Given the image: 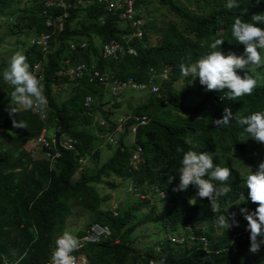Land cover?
I'll return each instance as SVG.
<instances>
[{"label":"trees","instance_id":"obj_1","mask_svg":"<svg viewBox=\"0 0 264 264\" xmlns=\"http://www.w3.org/2000/svg\"><path fill=\"white\" fill-rule=\"evenodd\" d=\"M20 1L0 0V19L6 23L5 32L15 36V44L8 50L12 49L11 56L16 51L23 52L31 68L39 61L48 107L39 113L35 109L24 110L12 102L10 94L14 89L2 77L11 56L0 59V264L42 262L51 255L55 237L69 228L66 219L75 215L74 208L85 211L88 217L85 226H75L69 232L79 237L93 222L109 229L103 238L81 244L78 251L86 256L87 264H151L153 259L162 257L166 258V264H264V245L259 253L247 252L249 231L247 221L239 212L245 206L254 211L257 205L250 200L248 204L239 202L234 211L231 207L241 193L248 195V189H244L239 173L229 162L230 153L239 152L245 144L242 140L248 139L246 135L241 137L242 129L237 120L252 112L264 111V82L251 96L228 100L227 93L205 91L192 105L183 97L188 85L181 89L172 82L181 75L179 64L189 57L191 62L198 60L209 51L208 44L214 38L224 40L221 52L243 46L231 35L232 23L238 15L250 20L251 15L264 13V0H238L241 7L232 10L225 7L226 0H184L194 4V9L188 6L186 9L179 0H155L177 16L178 21L168 22H154L149 18L147 4L151 0H135L137 14L145 16V30L141 39L135 40L136 53L124 54L118 59L101 55L100 44L117 38L124 30L117 24L116 16L107 13L101 4L94 3L83 9L69 5L63 28L53 30L52 25L45 23V17L49 12H58L56 6L43 12L44 6L38 0H28L19 6ZM242 9H247L246 16L241 15ZM100 16L104 17L102 23H99ZM76 17L78 26H71V20ZM47 31L50 37L45 50L23 39L25 35L29 38ZM150 32L158 33L155 44L148 42L147 33ZM80 37L86 42L84 46H68L69 39L76 43ZM235 53L241 56L244 50ZM78 61L88 68L109 72V76L132 75L142 80L147 78L149 66L158 69L161 61L171 64L173 73L160 84L162 88L148 93L144 101L130 110L131 115L148 116L147 122L138 127L134 135L143 158L136 168H132L128 160L134 145L126 144L121 137L98 166L87 170L80 165V158L91 156L95 159L99 155V148L93 146L96 136L87 128L90 116L85 113L83 98L90 93L93 99L99 100L104 85L96 80L87 81L88 68L80 75L70 74L67 68ZM237 74L243 77L244 70H237ZM59 83L68 84L70 92L64 96L62 93L59 96L62 90L53 92L52 85ZM220 93H223L222 99L215 103ZM10 107L19 110L11 118ZM224 107L231 110L233 119L230 124L217 127L213 121L222 118ZM12 118L26 121L27 129L13 128ZM42 130L47 137L54 132L56 139L66 132L73 139V147L56 144L59 154L54 157L43 153L46 147L43 144L35 145L37 151L27 150L24 144ZM178 146L184 151H210L215 164L232 170L227 182L232 191L221 199V208L231 205L228 211L236 213L238 227L213 234L211 223L218 214L212 213L209 201L196 196L197 189L193 186L184 192L172 190L179 179L169 184L168 178L178 175L183 155L176 151ZM262 146L255 145L258 150L264 149ZM252 151L253 148L248 147L247 153ZM35 152L39 154L34 155ZM109 174L129 178L142 192L154 186V190L163 192L160 200L168 205L162 212L156 211L155 205L149 204L150 196H143L125 206L120 204L118 211L113 213L103 204L109 197L108 190L99 191L97 186L98 183L113 185ZM143 205L148 206V212L141 217V223L153 220L151 227L161 228L164 234L138 247L137 234L131 238L138 225L131 215ZM199 221L207 225L194 227L191 232L183 231L178 238L171 235L178 228ZM190 234L198 237L192 238ZM199 236L206 239L205 243Z\"/></svg>","mask_w":264,"mask_h":264},{"label":"clouds","instance_id":"obj_2","mask_svg":"<svg viewBox=\"0 0 264 264\" xmlns=\"http://www.w3.org/2000/svg\"><path fill=\"white\" fill-rule=\"evenodd\" d=\"M72 1L69 3V5H72ZM86 6L74 7L83 9ZM225 7L228 10H232L240 8L241 6L238 0H226ZM246 13L247 9L241 10V15L246 16ZM101 17L103 16L99 17V23ZM116 19L117 24L122 29L123 25L121 20L117 16ZM142 19L144 26L145 20L143 17ZM259 25H264V13L253 14L251 15L250 20L242 19L238 15L232 23L231 35L234 37L235 41L243 46H233V48L230 47L221 52L220 46L224 43V40L222 38H214V40L208 44L209 51H207L198 60L191 62V58L189 57L186 61H182L179 64V69L181 72L179 77H188L187 81L192 80V82H194V84L197 86L198 93H193V97L195 98L194 102H196V100H198L205 91L227 93L226 99L237 100L244 96H251L260 83L264 82V55H262V53H264V27ZM31 37L32 36L29 37V43ZM102 43L100 44L101 49ZM75 44L84 46L86 42L84 39H79L76 41V43L73 40H69L68 46L73 48ZM131 45L134 47L133 52L124 51L123 53L118 54L116 57L106 58L118 59L124 54L136 53L135 43ZM243 50V55H235V52L240 53ZM78 62L71 64L67 70H69L71 66ZM87 68L88 66L84 64L82 72ZM93 69L97 68H88V71L85 73L87 81L93 82L96 80L104 86L101 94L102 100L100 103L95 104V100L97 98L93 99L91 94L87 93L91 96L89 106L84 105L85 113L90 116V122L87 124V126L91 127L90 131L95 135L101 136L106 143H113L116 146L119 142V138L121 137L122 141L126 144H133L134 146L130 148V150H132L128 160L131 167L136 168L137 163L142 161L143 158L140 155L141 146L134 140V135L138 127L143 126L147 122L148 116L146 114L131 115V113H117L116 116H111V107L118 105L117 103L121 101L120 92L123 88H131L145 92L146 95L144 93V100L146 99L148 93L158 92L159 88H162L160 84H164V81L171 77L173 73L172 66L166 61H161L160 67L158 69L149 66L147 68L148 76L144 80L137 79L132 75H127L125 77L109 76V72L107 73L106 71L97 69L99 72H102L106 75L107 79H105L104 82L98 80L96 77L88 80V75ZM237 70H244L243 77L237 74ZM2 77L3 80L14 89L10 94L12 102H14L16 105L22 106L24 110L35 109L39 113L46 111L48 107V98L45 94L44 85L41 82V71L39 76L33 72L31 65L27 61V57L23 52L16 51L10 57L7 67L2 72ZM113 79H118L119 81L124 82V85L119 88L116 95L111 94L109 91L108 82L112 81ZM129 79L130 82L133 83L132 85L127 84ZM200 85L204 88H202ZM192 92L193 90H191V93ZM189 93L190 91H186L183 97L186 95L191 96V93ZM223 93H220L216 96L214 99L215 103L222 99ZM197 96L198 99L196 98ZM110 99L112 100L110 101ZM93 109H96L98 114L95 113L94 115ZM15 113H19V110L15 107H10V118L13 117V114ZM221 113L223 114L222 118L213 121L217 127L228 125L230 124V120L233 119L232 112L229 108L224 107L221 110ZM91 116L95 119L96 131L92 127L93 122ZM141 116L143 117L144 122L139 123L138 120ZM128 118H130V120L129 122H126ZM100 120H105V122L101 123ZM11 123L13 128L27 129L28 127L27 122L24 120L12 118ZM237 123L242 129L241 137L246 135L248 139L242 140V142H245V144L243 148L239 150V152L234 151L233 153H230L229 162L230 165L239 173V178L242 179L243 183L245 184L244 189H248V195H245V197L244 194L241 193L239 200L236 201H238V204H242V202H246L248 204V202L251 200L252 203L257 205L254 211H250V206L241 207L239 209L240 214L247 221V230L249 231L250 240L249 251L255 254L260 251L261 245H264V149L258 150L255 147V145H257L259 148H262V145H264V111H255L247 116L240 117L237 120ZM116 125L121 127L120 130H115L114 126ZM39 134H44V130H42ZM39 134H37L35 138L29 142L32 143V146L40 144L36 140V137ZM51 135H53L55 139L53 146L49 147L51 152H53L54 149L58 151V149L55 148L56 144H60L67 148L73 147V139L66 132H62L61 135L58 136V139L55 138L54 132L49 134V136ZM109 135L113 136L112 140L107 137ZM64 139H69L70 145L63 144L62 142ZM250 146L253 148V151L249 154L247 153V149ZM176 151L183 153V155L182 159L180 160L178 175H173L168 178L169 184L172 183V181L177 177L179 179V183L172 190L174 192H184L187 191L190 186L195 187L197 189L196 196L201 199L206 198L209 201L212 213L218 214L214 222L219 229H223L227 232V230L233 227H238L239 224L236 220V213H230L228 211V208L231 205L225 206L223 209L221 208V199L232 191L231 185L227 183L232 175V170L228 167H220L219 165L215 164L213 154L210 151H184V149L179 146L176 148ZM235 157L241 158L242 160L237 161L234 159ZM84 158L79 159L80 165L82 159ZM245 162L252 164V169L251 167L247 166L249 169L248 172H245V170L241 171V168H238L240 165H245ZM111 175L116 176L114 174H109L108 179H110ZM121 178L124 177L116 176V181L119 183L117 186H115L116 189L119 188V186L123 188V183L125 182L120 181L119 179ZM125 179H128V181L131 182L127 189L135 192L138 195V198L143 196L145 197L146 191H140L129 178L125 177ZM105 184L107 185V183ZM109 187L110 185L108 184V188ZM108 188H106V190H108ZM147 188L151 189L152 187L148 186ZM154 188L155 187L153 186L152 192H160V197H163V192L161 190H154ZM108 198L104 202H108L106 205L113 213H115L118 211L117 206L120 207V204L123 203L117 202V199H114L110 203ZM236 201L234 203H236ZM234 210L235 209H233V211ZM94 223L96 222L91 223V225ZM97 224L102 225L100 223ZM90 226L86 228V231L79 237L69 231L62 232V234L59 235L55 240V247L52 250L51 255L37 264H41L48 259H50V264H87L86 256L82 252L78 251L81 244L85 241L98 240L109 233L108 232L105 235H100L97 239H84L83 236L87 233ZM195 237L198 236L196 235ZM199 238L205 243L206 239L203 236H199ZM82 258L84 259L83 261ZM151 264H166V258L162 257L158 260L153 259Z\"/></svg>","mask_w":264,"mask_h":264},{"label":"rangeland","instance_id":"obj_3","mask_svg":"<svg viewBox=\"0 0 264 264\" xmlns=\"http://www.w3.org/2000/svg\"><path fill=\"white\" fill-rule=\"evenodd\" d=\"M179 1L183 5L184 4L186 5L185 6L186 9H187V6L191 9L195 8L194 4L189 3L188 1L187 2H185L184 0H179ZM26 3H28V0H21L18 5L21 6V5L26 4ZM195 11H196V9H195ZM147 14H148L149 18H151L154 22H157L160 20H163V22H168L169 20L178 21L177 16L175 15L174 12H172L171 10L166 8V6L164 4H161L160 2H157L155 0H151L147 4ZM144 18H145V16H144ZM144 20H146V19H144ZM5 24H6L5 21L0 19V59L9 58L11 56L12 49L8 50V48L12 44H15V36L12 33L7 34L5 32L6 31V25ZM70 24H71V26L75 25L77 27L78 26L77 17L73 18L71 20ZM147 34H148L149 44H153V43L155 44L159 38L158 33H154V32L151 33L150 32ZM28 36L29 35H27V36L25 35L23 38L26 42H29ZM73 36H75V35H73ZM81 39H84V38H81ZM262 55H264V53H262ZM187 79H188V77L186 78V77L181 76L179 78L174 79L172 82L176 87L181 88V89L184 87V85H188L187 92L190 91V93H191V90H193V92L191 93V96L186 95L184 97V101L185 102L189 101L190 105H192L195 101V98L193 97V93H195V94L198 93V89H197V86L194 84V82H192V80L187 81ZM201 87L204 88L203 86H201ZM58 90H62V92L59 93V96L61 93L64 96L70 92V87L68 84H64V85H60V83L55 84V85L53 84L52 85V91L54 92V91H58ZM144 93L145 92L138 91V90L131 89V88H123L120 92L121 101L118 103V105L111 107V111H112L111 116H116L117 113H121V114L131 113V111H130L131 108L135 104L144 100V96L146 95V93H145V95H144ZM196 98L198 99V96ZM100 100H102V97L99 100L96 99L95 104L100 103L101 102ZM93 113H94V115H95V113L98 114L96 109H93ZM91 119L93 122L92 127L96 131L95 119L92 116H91ZM83 125H85V123ZM87 128L89 130H91V127L87 126ZM95 136L96 137H95V140L93 141V146H97L99 148L100 152H99L98 157L95 159H93V157H91V156H88V157L82 159L81 165L83 167H85L87 170H92V168H94L97 164H99L101 162V160L106 159V157L108 155H110V153L112 152V150L115 146L113 143L108 145L103 140V138L101 136H99V135H95ZM31 141H32V139H30V142ZM24 147L27 150H31V152L37 151L36 147L32 146V143H26V144H24ZM38 154H39V152L34 153V155H38ZM234 159L237 161L242 160L241 158H237V157H235ZM241 166L242 165L238 166V168H241V171L245 170V172H248L249 169L247 166L251 167V169H252V164H250L249 162H245V165H243L242 167ZM117 179H116V176H112V175L110 176L109 181H111L115 185H110L109 188H108V184L106 185L105 183H98L97 186H98L99 191L106 190V188H108V192H109V198L108 199H109L110 203L114 199H117V202H119V203L122 202L124 204V206H125V204L135 202L138 198V195L135 192L127 189V187L131 184V182L128 181V179L121 178L119 180L125 182V183H123V188L119 186V188L116 189L115 186H117L119 184L116 181ZM152 191H153L152 188L151 189L147 188L145 196H150L149 197V204L153 203L155 205L153 207L156 209V211L162 212L163 210H165L166 206L168 205V202H166L165 200H162V199L160 200V195H159L160 192L156 193V192H152ZM103 204L106 205V204H108V202H103ZM237 204H238V201H236V203H233L231 206L232 209H235ZM73 211H74L75 215H73V216L70 215V217L66 219V225H67V227H69V228H66V231L74 229L75 226H85L86 225L85 223H86V219L88 217V214L85 211H80L79 209H76V208H74ZM147 212H148V206L143 205V206H140L137 209V211L132 212V215H131V218L133 220H137V224H138V225H136L137 226V228H136L137 232L131 233V238L135 237V235L137 234V241L138 242L136 243V245L138 247L143 245L145 241L156 240V238H159L164 234V232H162L163 230L161 228L151 227V226H153V223H150V222L153 220H146L147 222L141 223V220H140L141 217H144V215L147 214ZM143 219L145 220L146 218H143ZM206 225H207V222L203 223L202 221H199L194 225L191 224L188 226L180 227L176 231H174L173 234H171V233H168V234L175 235L174 237L178 238L182 234L183 231L191 232L194 227L198 228V227H204ZM138 229H140V231H138ZM221 231H222V229H219L216 226L215 222L213 221L211 223V232L213 234H219V233H221ZM190 235L193 238L196 236L195 234H190ZM57 237H55V240ZM247 252L251 253L249 251V249Z\"/></svg>","mask_w":264,"mask_h":264},{"label":"built area","instance_id":"obj_4","mask_svg":"<svg viewBox=\"0 0 264 264\" xmlns=\"http://www.w3.org/2000/svg\"><path fill=\"white\" fill-rule=\"evenodd\" d=\"M44 6L42 9L43 12L46 8L56 6L58 12H49L45 17V23L52 25L53 30H61L64 26V20L68 16V6L69 2L67 0H38ZM91 3L102 4L103 9L111 14L116 15L122 22L124 29L119 33L118 38H110L102 43L101 55L105 57H116L118 54L123 53L124 51L133 52L134 47L131 44L135 43V40L140 39L144 32L143 19L137 14L139 9L135 6V0H73L72 5L74 6H86ZM103 22V17L100 18V23ZM50 33L40 32L30 38V43H34L41 47L42 50L46 49ZM126 45V46H125ZM84 68L83 62H78L75 65L69 68V73L73 75H79ZM33 72L39 76L40 75V64L39 61H36L32 66ZM97 78L100 81H103L106 78V75L102 72H99L97 69H93L89 75L88 80ZM127 84L132 85L133 83L129 81ZM109 91L111 94L116 95L119 88L124 85L123 81L118 79H113L108 82ZM112 99H110L111 101ZM91 101V96L86 94L83 98V104L89 106ZM101 123L105 120H100ZM139 123L144 122L143 117L141 116L138 120ZM115 130H120V126H114ZM134 128V127H132ZM109 139H113L112 135L107 136ZM37 142L43 144L45 149L43 153L49 157L58 155V151L54 149L53 152L50 151L49 147L53 146L55 139L53 135L45 137L44 134H39L36 137ZM63 144L70 145L69 139H64ZM109 232L108 228L105 225H99L94 223L90 226L87 233L83 236L84 239H97L100 235H105ZM84 259L82 258V261ZM41 264H50V259L45 260Z\"/></svg>","mask_w":264,"mask_h":264}]
</instances>
